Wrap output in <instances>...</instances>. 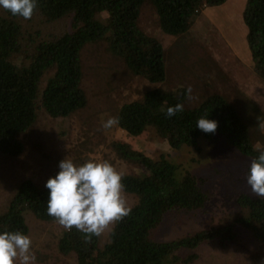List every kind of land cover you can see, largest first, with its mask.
Segmentation results:
<instances>
[{
  "label": "trees",
  "instance_id": "obj_1",
  "mask_svg": "<svg viewBox=\"0 0 264 264\" xmlns=\"http://www.w3.org/2000/svg\"><path fill=\"white\" fill-rule=\"evenodd\" d=\"M227 2L37 0L30 19L13 16L0 8V158L14 160L23 154L22 135L33 129L41 112L52 119H68L87 107L82 56L88 45H106L136 77L152 84L162 83L167 75L166 50L158 36L140 26L145 6L151 7L153 20L164 36L178 38L189 32L206 10ZM243 20L248 53L256 74L264 80V0H247ZM199 60L192 62V68L204 61ZM247 83V88L254 87L256 93L248 91V96H253L261 109L253 107L252 111L262 116L254 133L248 123L254 127L255 119L245 112L242 116L227 96L210 92L193 105L188 86L155 89L144 92L141 101L122 104L115 115L119 119L117 125L128 137L154 130L176 152L201 153L206 142H225L252 161L259 151H264V107L259 94L264 93V83ZM177 103L183 105V111L168 117L167 108ZM205 116L218 122L215 133L196 128L197 119ZM254 138L259 139V146ZM114 150L119 158L140 169L138 175H122V193L135 198L132 205H126L131 211L115 221L104 244L100 235L85 239V234L75 227L68 229L57 245L60 254H74L78 264H189L196 255L181 259L179 254L197 250L215 239L221 244L234 241L239 226L250 232L264 250V197H252L245 192L234 196L240 212L231 224L212 226L182 239L152 241L150 233L168 213L192 214L206 209L213 194L202 187V179L171 162L168 158L172 154L162 153L154 160L126 143H116ZM44 185L29 178L16 186L6 209L0 213V231L19 230L28 235L27 214L46 222L56 221L47 214L48 189Z\"/></svg>",
  "mask_w": 264,
  "mask_h": 264
},
{
  "label": "rangeland",
  "instance_id": "obj_2",
  "mask_svg": "<svg viewBox=\"0 0 264 264\" xmlns=\"http://www.w3.org/2000/svg\"><path fill=\"white\" fill-rule=\"evenodd\" d=\"M246 3L247 0H228L222 7L206 10L197 24L178 38L164 36L153 20L151 7L145 6L140 26L150 35L158 36L166 50L167 75L162 83L152 84L136 77L106 45H88L82 56V85L88 95L87 107L68 119H52L41 112L33 129L22 135L23 154L14 160L0 158V213L6 209L21 181L30 178L45 183L65 157L76 165L88 160L108 161L124 176L138 175L139 167L119 158L114 150L116 143H126L154 160L162 153L172 154L168 158L171 162L202 179V187L213 194L206 209L192 214L186 211L168 213L162 224L150 233L152 241L182 239L212 226L231 224L240 212L234 196L245 192L258 197L246 183L249 157L225 142H206L201 153L176 152L154 130L148 129L139 137H128L117 124L104 129L101 123L115 117L122 104L141 101L144 92L188 86L191 104H198L210 92L222 93L231 99L242 116L245 112L255 119L254 127L248 123L252 133L255 128L259 129L262 116L252 111L253 107H259L253 96H248V91L256 93L254 87L247 88V82L262 80L264 83V80L256 74L248 53L247 28L243 20ZM199 58L204 61L192 68V62L200 61ZM259 94L264 107V93L260 91ZM259 142L254 138L257 146ZM122 196L127 206L134 203L133 196L123 193ZM26 221L31 250L36 257L34 264H78L74 254L63 256L58 252L57 245L66 232L62 225L57 221L39 220L32 214L26 215ZM114 225L115 221L101 233V244L107 241ZM236 232L238 238L234 241L221 244L215 239L203 243L197 250L183 251L179 256L185 259L195 254L197 258L189 264H246L251 261L264 264V250L251 233L240 226Z\"/></svg>",
  "mask_w": 264,
  "mask_h": 264
},
{
  "label": "clouds",
  "instance_id": "obj_3",
  "mask_svg": "<svg viewBox=\"0 0 264 264\" xmlns=\"http://www.w3.org/2000/svg\"><path fill=\"white\" fill-rule=\"evenodd\" d=\"M36 7L37 0H0V8L24 19H30ZM182 111L183 105L177 103L167 108L166 115L172 117ZM118 123L117 117H109L101 126L109 129ZM195 126L204 133H215L218 122L205 116L198 118ZM58 169L44 185L48 189L47 214L66 231L75 227L85 239L99 236L131 211L122 196V173L110 162L88 160L76 165L65 157ZM246 183L252 193L264 197V151L252 159ZM31 244V238L22 231H0V264H34Z\"/></svg>",
  "mask_w": 264,
  "mask_h": 264
}]
</instances>
